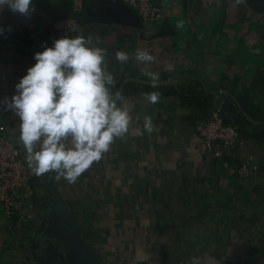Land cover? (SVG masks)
Returning a JSON list of instances; mask_svg holds the SVG:
<instances>
[{
	"label": "crops",
	"instance_id": "1",
	"mask_svg": "<svg viewBox=\"0 0 264 264\" xmlns=\"http://www.w3.org/2000/svg\"><path fill=\"white\" fill-rule=\"evenodd\" d=\"M70 1L33 0L27 16L0 11V123L27 156L19 117L3 99L34 53L65 34L105 49L111 91L123 84L118 104L131 122L74 183L30 168V220L7 219L0 204V264H82L72 226L52 207L58 197L102 264H264V11L254 6L264 0H154L163 17L137 25L119 19H132L126 0H86L83 19L60 34L51 23ZM137 48L155 60H137ZM152 72L163 81L155 88L123 83ZM213 105L239 132L220 158L196 130ZM241 162L257 168L241 173Z\"/></svg>",
	"mask_w": 264,
	"mask_h": 264
},
{
	"label": "clouds",
	"instance_id": "2",
	"mask_svg": "<svg viewBox=\"0 0 264 264\" xmlns=\"http://www.w3.org/2000/svg\"><path fill=\"white\" fill-rule=\"evenodd\" d=\"M5 7L25 16L34 10L33 0H0V11ZM135 58L146 65L155 60L141 48ZM33 59L3 103L19 117V139L34 172L55 171L57 179L74 183L128 131L131 115L118 104L120 93L111 91L114 77L105 65V49L90 45L85 36L61 35ZM116 59L125 62L129 53L117 51ZM149 75L155 88L159 74ZM159 95L152 91L146 97L155 103ZM144 128L152 131L148 117Z\"/></svg>",
	"mask_w": 264,
	"mask_h": 264
},
{
	"label": "built area",
	"instance_id": "3",
	"mask_svg": "<svg viewBox=\"0 0 264 264\" xmlns=\"http://www.w3.org/2000/svg\"><path fill=\"white\" fill-rule=\"evenodd\" d=\"M86 0H71L67 14L59 15L52 20V30L65 33L73 30L79 22ZM145 23H152L163 17V7L154 0H126ZM206 148L217 158L224 155V150L239 138L235 125L225 121L221 106L213 105L208 118L196 126ZM228 166L229 160H223ZM31 167L22 149L9 138L5 124L0 123V204L1 211L7 219L17 222L30 220L31 211L27 207ZM248 168L256 169L257 165L241 162L239 172Z\"/></svg>",
	"mask_w": 264,
	"mask_h": 264
},
{
	"label": "water",
	"instance_id": "4",
	"mask_svg": "<svg viewBox=\"0 0 264 264\" xmlns=\"http://www.w3.org/2000/svg\"><path fill=\"white\" fill-rule=\"evenodd\" d=\"M254 6H256L260 10L264 11V4H258V5H254ZM132 10H133L132 19L129 20V18L121 17V18H119V19H121V22L125 21V23H130V24H134V25H137L140 22L139 21V19H140L139 15L137 14V12L134 9H132ZM79 19L80 20L83 19L81 15H80ZM128 79H132V80L139 81V82L152 83L151 80H140V79H136V78H125L123 80V83L125 81H127ZM158 83H163V81H158ZM122 88H123V84H120L118 91L116 93H121ZM113 94H115V93H113ZM52 207L55 209V212L58 216L61 215L63 217L61 220L69 222V224L72 226L73 234H72L71 238L77 242L76 250L81 255L82 264H102L100 256L95 252L94 248L89 243H87L85 241V239L80 234L79 229L77 228L75 222L72 220L71 216L67 214L65 204L63 203V201L61 200L60 197H58L57 201L52 204ZM57 226L61 227V223L58 222Z\"/></svg>",
	"mask_w": 264,
	"mask_h": 264
},
{
	"label": "trees",
	"instance_id": "5",
	"mask_svg": "<svg viewBox=\"0 0 264 264\" xmlns=\"http://www.w3.org/2000/svg\"><path fill=\"white\" fill-rule=\"evenodd\" d=\"M226 122H228L227 120H225Z\"/></svg>",
	"mask_w": 264,
	"mask_h": 264
}]
</instances>
